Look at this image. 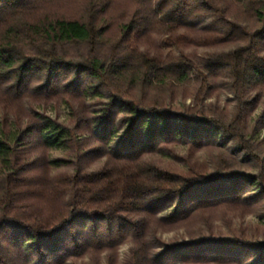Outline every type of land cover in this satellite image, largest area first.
Wrapping results in <instances>:
<instances>
[{
	"label": "trees",
	"instance_id": "16d2710c",
	"mask_svg": "<svg viewBox=\"0 0 264 264\" xmlns=\"http://www.w3.org/2000/svg\"><path fill=\"white\" fill-rule=\"evenodd\" d=\"M262 128L264 0H0V264H264Z\"/></svg>",
	"mask_w": 264,
	"mask_h": 264
},
{
	"label": "rangeland",
	"instance_id": "374dc122",
	"mask_svg": "<svg viewBox=\"0 0 264 264\" xmlns=\"http://www.w3.org/2000/svg\"><path fill=\"white\" fill-rule=\"evenodd\" d=\"M190 102H191V99H188V100L186 101L187 104H189ZM58 112H59V115L63 117L64 113H63V107H62V106L58 108ZM260 135H261V136H260L261 138H264V128H262V130H261V132H260ZM97 167H98L97 164H93V165H92V168H97ZM122 251H123V252L127 251V248L124 247V248L122 249Z\"/></svg>",
	"mask_w": 264,
	"mask_h": 264
}]
</instances>
